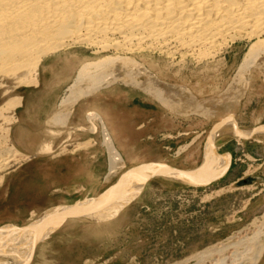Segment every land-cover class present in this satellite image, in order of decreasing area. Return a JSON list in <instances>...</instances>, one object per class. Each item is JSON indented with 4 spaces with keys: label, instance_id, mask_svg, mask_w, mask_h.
<instances>
[{
    "label": "rangeland",
    "instance_id": "1",
    "mask_svg": "<svg viewBox=\"0 0 264 264\" xmlns=\"http://www.w3.org/2000/svg\"><path fill=\"white\" fill-rule=\"evenodd\" d=\"M78 45L65 47L43 58L42 62L49 64V72L44 76L46 81L72 83L85 65L113 55L110 51ZM248 49L247 44L237 42L210 67L190 61L182 72L177 70L178 67L174 70L166 68V60L158 62L157 55L154 60L136 55L142 66L150 67L162 77V84L152 87L166 96L164 103L145 89L149 85L144 68L136 66L114 70L118 81L112 87H117L118 91L106 105L104 102L98 105L96 95L87 97L73 109L84 113V117L75 119L72 114L64 125L57 122L46 130L42 128L45 112L41 109L47 105L39 98L29 101L27 108L19 114V120L16 110L8 114L1 112L0 126L8 129L9 143L30 158L11 161L7 170L0 172L4 176L0 189L6 174L21 164L37 158L43 159L39 164L46 167L50 159L62 157L63 162L59 164L50 163L47 168H39L45 170L42 176L52 178L51 184L68 187L67 191L60 190L52 198V205L57 207L91 201L89 199L99 197L113 187L119 188L128 176L132 178L131 174L136 173L138 177V170L151 163L181 171L199 168L204 164L210 133L216 127L217 130L222 127L224 131L221 129L219 136L216 133L215 150L218 156L230 158L227 167H219L222 172L215 177H221L209 185L193 186L166 169L162 172L158 169L139 195L116 216H101L103 212L107 214V208L96 210L94 216L69 215L54 226L46 239L38 242L29 264L247 263L250 252L248 243L243 242L264 226V130L239 136L226 128L225 123L232 122L240 130L264 125V67L250 68L249 84L234 81ZM21 72L3 78L0 107L11 98L21 96L23 88L35 82L30 75H21ZM18 75L25 78L20 79ZM114 104L122 111L125 122L134 117L137 122L151 117L152 123L148 129L138 131L127 127L117 135L132 143L121 145L124 162L110 176L102 128L97 121L89 119L88 112L96 111L98 107L109 109L108 106ZM106 128L110 132L107 125ZM151 133L152 142L146 137ZM45 145L49 147L42 149ZM68 156L70 158L66 159ZM32 183L30 179L25 185H15L8 199L6 189L0 191V229L12 227V231L4 229L0 232V248L7 247L11 251V256H0L2 264L15 261L26 245L23 243L26 237L23 241L22 232L18 230H26L41 215L57 208L27 217L28 204L45 203L42 193L34 190L37 185ZM96 205L101 208V204ZM212 246L218 249L208 253L211 258L207 254L197 258L200 252ZM234 246L238 255L229 259ZM226 257L227 261H223ZM233 259L237 261L232 262ZM258 264H264V254Z\"/></svg>",
    "mask_w": 264,
    "mask_h": 264
},
{
    "label": "bare ground",
    "instance_id": "2",
    "mask_svg": "<svg viewBox=\"0 0 264 264\" xmlns=\"http://www.w3.org/2000/svg\"><path fill=\"white\" fill-rule=\"evenodd\" d=\"M237 42L247 44L249 49L238 66L234 81L249 84L250 68L264 67V0H0V86L4 84V77L21 71V75H30L32 79H36L43 58L65 47L79 44L102 52H113L111 56L85 65L69 85L54 119L55 123L63 125L80 101L118 81L114 76V70H118V67H143L149 85L145 89L162 103L166 102V96L152 87L160 86L162 77L150 67L142 66L137 61L138 56L154 60V55H157L158 62L166 60V68L174 70L178 67L177 70L182 72L190 61L198 66L210 67ZM108 70L112 72H107ZM21 75L18 78H25ZM21 100L20 96L11 98L0 107V114L15 111ZM88 117L91 121H97L102 128L111 176L123 164V157L114 145L104 120L95 112H88ZM225 127L239 136L254 134V129L240 130L232 122L225 123ZM0 129V145L3 147L0 149L1 172L11 161L20 162L30 157L20 153L9 143L8 129L1 126ZM221 129L224 131L222 127L219 131L216 127L210 133L203 161L204 170L190 180L194 181L196 178L197 182L207 181L222 172L219 167H227L229 156H218L213 145ZM158 169H161L160 172L170 171L181 178L185 176L181 170L168 168L165 164L151 163L143 170H138V177L136 173L133 176L131 174L132 178L128 176L126 183L117 188V193L110 194L106 200H96V203L84 201L79 202L75 208L60 206L49 210L31 227L18 230L22 232L23 241L26 237L23 242L26 245L21 255L11 264H25L33 253V243H38L40 237L47 236L56 224L72 213L94 216L97 215L96 210L107 208V214L103 212L104 215L101 216L112 217L121 204L136 193L143 180ZM3 177L0 175L1 183ZM96 204H101V208ZM261 226L263 230L259 233L256 231L257 234L252 238L241 241L248 243L250 252L245 264H258L263 257L264 226ZM10 228L6 226L0 232L4 229L12 231ZM240 243L238 245H243ZM212 249L218 248L212 246L200 252L197 258L209 256ZM234 249L229 259L238 255L237 247L234 246ZM9 251L7 247H1L0 256L5 254L7 257V254L10 255ZM227 259L228 257L222 260ZM235 261L237 259L232 262Z\"/></svg>",
    "mask_w": 264,
    "mask_h": 264
},
{
    "label": "crops",
    "instance_id": "3",
    "mask_svg": "<svg viewBox=\"0 0 264 264\" xmlns=\"http://www.w3.org/2000/svg\"><path fill=\"white\" fill-rule=\"evenodd\" d=\"M48 70H49V64L46 61H43L39 67L38 76L36 77L35 82L23 88L21 92V96H20L22 98L21 104L19 107L16 108V115H17L16 117L19 120L20 119L19 114L27 108L29 101L32 98H39L42 104L47 105L43 107V109H41V111L45 112V115H43L42 117L43 119L42 128L45 130L49 125L56 124L54 119L57 116L56 114L59 111V104L61 101L60 99H62V96L65 95L64 93L67 92V89H68L67 87H69L71 83L70 81L69 82H66V81L48 82L46 81L44 79V76L46 75L47 72H49ZM117 91H118L117 87L110 86L108 88L103 89L102 91L97 92L96 94L92 96H95V95L97 96L96 100H97L98 105L102 104L103 102L106 105L107 103L106 101H108L112 96H116ZM108 108L109 109L102 110L101 108L98 107L96 111L90 110L89 112L97 113L104 120L105 124L110 129V133L112 131L111 137L113 139L114 145L116 143L118 147L116 148L119 149V151H124V147L121 145L132 143L129 139H124L122 136H119V138L117 137L118 134L123 133V129L130 127V128H135L138 131H141L144 128L148 129V127L150 126V122L152 123L151 117L149 118V120L146 119L145 121H141V122L135 121V117H134V118H130V121L127 123L125 122V117L123 113H121L122 111L118 110V106L116 104L108 106ZM73 112L72 114H74L73 116L75 119H80L84 117V113L82 112L80 113H77L76 111L74 113ZM68 120L66 121V123L68 122ZM146 135H147L146 136L147 139H149L152 142V139H153L152 133L149 135L148 134ZM141 141H143V138H141ZM103 144H104V141H103ZM47 146L49 147V145H45L42 149H44ZM71 156L74 157L75 155H71ZM65 158L67 159L70 157L68 156ZM41 160L43 159L33 158L21 164L17 168L13 169L11 172L7 173L4 184L0 189V191L2 190V188L6 189L7 192H6L5 197L8 199V197L12 194V192H14L15 185H18V184L25 185L29 183L30 179L33 180L32 184L37 185L35 186L34 190L38 189L39 190L38 193L39 194L42 193L41 198L44 199L43 201L45 203L42 205L33 204V203L28 204L27 205L28 209L26 211L27 217H30L32 215L41 214L44 211L52 207H57L55 204L52 205L51 203L53 200L52 198L55 196V194L58 191L68 190L67 185H64V186L61 185L59 187L53 183L51 184L52 178L50 176H42L44 175L45 170L40 171L39 169L40 167L47 168V166H50L49 165L50 163L59 164L60 162H63L62 157L56 158V159L55 158L50 159L46 167L41 166L39 164L42 162ZM123 162H124V159H123ZM14 182H16V184ZM70 189L72 190V188ZM23 198H26V197H23ZM24 206H26V204Z\"/></svg>",
    "mask_w": 264,
    "mask_h": 264
},
{
    "label": "water",
    "instance_id": "4",
    "mask_svg": "<svg viewBox=\"0 0 264 264\" xmlns=\"http://www.w3.org/2000/svg\"><path fill=\"white\" fill-rule=\"evenodd\" d=\"M264 130V125L263 126H259V127H257V128H255L254 129V133H258V132H260V131H263ZM204 163V162H203ZM169 168V167H168ZM173 169V168H172ZM203 170H204V164H202L199 168H196V169H194V170H192V171H183L184 172V178H179V179H181L183 182H185V183H187V184H190V185H193V186H206V185H209V184H211L212 182H214L217 178H219V177H221V175L219 176V177H215V178H210L209 180H207V181H200V182H197V179L195 178L194 179V181H192V180H190V178L192 179V178H194L195 176L194 175H196V174H198V173H201V172H203ZM179 171V170H178ZM156 173L157 172H151L144 180H143V182L141 183V185L139 186V188H138V190L136 191V193L131 197V198H129L127 201H125L123 204H121V206H120V208H119V210H118V212L117 213H119L123 208H125L127 205H129L138 195H139V193L142 191V189H143V187L145 186V184H146V182L150 179V178H152L154 175H156ZM223 174V173H222ZM117 187H113V188H111L110 190H108L107 192H105V193H103L102 195H100L99 197H96V198H93V199H89V200H91V201H94V200H99V201H103V200H106V197L107 196H110V194H112V193H117ZM114 195V194H113ZM87 200V199H86ZM85 201V200H84ZM108 201H110V200H108ZM98 202V201H97ZM88 203V202H87ZM93 203H96V201H94ZM89 204V203H88ZM72 206V208H75V207H77L78 206V202L76 203V204H74V205H71ZM48 212V211H47ZM46 212V213H47ZM45 214V213H44ZM76 215H78L77 213L76 214H74V213H72V214H70V216L69 217H71V216H76ZM117 214H113L112 216H116ZM42 216V215H41ZM105 219H107V218H105ZM104 219V220H105ZM57 229V228H56ZM55 230V229H54ZM53 230V231H54ZM52 231V232H53ZM51 232V233H52ZM48 236H46V235H44V236H42V237H40V240H44V239H46ZM39 240V241H40ZM38 243H33V246H32V249H33V251H34V248H35V246L37 245ZM5 245V244H4ZM3 245V246H4ZM5 248V247H4ZM32 249H31V251H32ZM32 251V252H33ZM32 255H33V253H32ZM32 255H31V257H32ZM31 257H30V259L25 263V264H29L30 263V261H31ZM12 262H14V261H12ZM12 262H10V264L12 263ZM6 263V262H5ZM0 264H2V263H0ZM7 264V263H6Z\"/></svg>",
    "mask_w": 264,
    "mask_h": 264
}]
</instances>
